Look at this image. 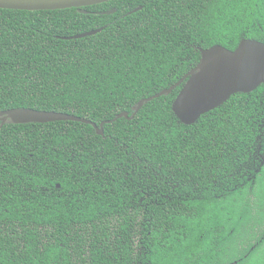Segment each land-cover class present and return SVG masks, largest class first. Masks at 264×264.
I'll list each match as a JSON object with an SVG mask.
<instances>
[{
	"label": "trees",
	"instance_id": "16d2710c",
	"mask_svg": "<svg viewBox=\"0 0 264 264\" xmlns=\"http://www.w3.org/2000/svg\"><path fill=\"white\" fill-rule=\"evenodd\" d=\"M84 9L0 8V111L105 121L0 127V264H264V84L192 124L173 110L183 85L112 120L201 48L264 41V0Z\"/></svg>",
	"mask_w": 264,
	"mask_h": 264
},
{
	"label": "water",
	"instance_id": "95a60500",
	"mask_svg": "<svg viewBox=\"0 0 264 264\" xmlns=\"http://www.w3.org/2000/svg\"><path fill=\"white\" fill-rule=\"evenodd\" d=\"M107 1L110 0H0V8L54 10L77 7L81 12H88L84 7ZM142 7L140 5L133 11ZM116 11V8H111L100 13L112 14ZM101 30L102 28H96L64 38H82L96 34ZM200 50L202 55L200 62L182 79L154 95L142 98L131 116L128 111H122L112 120L123 116L132 118L146 101L168 94L176 87L183 85L173 103V110L183 123L192 124L204 113L223 104L233 94L249 93L264 84V41L256 38H243L235 49H230L222 44H215ZM10 120L16 123L74 120L92 124L97 133L101 135L104 134L105 123L103 121L98 125L88 118L75 114L54 110H38L30 107H17L0 111V127Z\"/></svg>",
	"mask_w": 264,
	"mask_h": 264
}]
</instances>
